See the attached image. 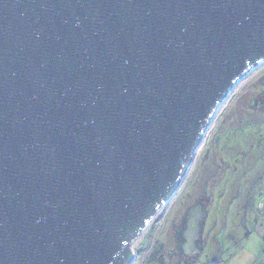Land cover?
Returning <instances> with one entry per match:
<instances>
[{"label": "water", "instance_id": "1", "mask_svg": "<svg viewBox=\"0 0 264 264\" xmlns=\"http://www.w3.org/2000/svg\"><path fill=\"white\" fill-rule=\"evenodd\" d=\"M262 66L264 0H0V264H133Z\"/></svg>", "mask_w": 264, "mask_h": 264}, {"label": "rangeland", "instance_id": "2", "mask_svg": "<svg viewBox=\"0 0 264 264\" xmlns=\"http://www.w3.org/2000/svg\"><path fill=\"white\" fill-rule=\"evenodd\" d=\"M263 75L253 72L221 107L180 190L134 244L133 264H179L189 211L208 186L192 264H246L245 210L264 201V109L250 106Z\"/></svg>", "mask_w": 264, "mask_h": 264}, {"label": "crops", "instance_id": "3", "mask_svg": "<svg viewBox=\"0 0 264 264\" xmlns=\"http://www.w3.org/2000/svg\"><path fill=\"white\" fill-rule=\"evenodd\" d=\"M260 186L264 188V181ZM243 225L245 229L247 227L243 241L247 253L246 264H264V201L258 204L256 210L247 205Z\"/></svg>", "mask_w": 264, "mask_h": 264}, {"label": "flooded vegetation", "instance_id": "4", "mask_svg": "<svg viewBox=\"0 0 264 264\" xmlns=\"http://www.w3.org/2000/svg\"><path fill=\"white\" fill-rule=\"evenodd\" d=\"M264 68V66H262L261 68H259L260 70L261 69H263ZM258 70V69H257ZM255 72V71H254ZM257 84H259V85H261V86H264V75L261 77V79L257 82ZM250 106L252 107V108H254V110H256V111H262L263 109H264V88H263V90L262 91H260L259 93H257V95H255L254 96V98L251 100V102H250ZM222 129L220 128L219 129V131H218V135H219V133H220V131H221ZM217 134H216V136L215 137H217ZM218 138L219 137H217V140H218ZM214 158H215V160L217 159V157H215V155H214ZM208 192H209V186L207 187V189L204 191V195L202 196V198H201V200L192 208V209H194L195 207H198V206H200V205H202L203 206V209H204V212H205V207H206V204H207V194H208ZM209 198V197H208ZM191 209V210H192ZM190 210V211H191ZM190 211H189V213H190ZM204 215V214H203ZM188 217H189V215H188ZM203 217V216H202ZM201 220H202V218H201ZM201 220L199 221V235H200V229L202 228L201 226ZM187 222H188V218H187ZM187 222H186V225H185V229H184V231H183V236H182V239H183V243H182V257H181V259H180V261H179V264H192V257L194 256V253L192 254V255H190V256H187L186 254H185V250H184V247H183V245H184V243H185V238H184V234H185V231H186V226H187ZM198 240V239H197ZM197 240H196V247H197ZM196 253V252H195Z\"/></svg>", "mask_w": 264, "mask_h": 264}]
</instances>
